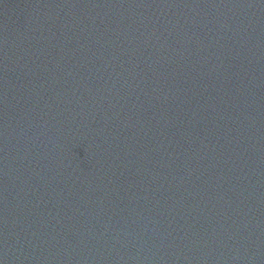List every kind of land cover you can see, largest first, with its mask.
<instances>
[{"label":"water","instance_id":"obj_1","mask_svg":"<svg viewBox=\"0 0 264 264\" xmlns=\"http://www.w3.org/2000/svg\"><path fill=\"white\" fill-rule=\"evenodd\" d=\"M0 264H264V0H0Z\"/></svg>","mask_w":264,"mask_h":264}]
</instances>
